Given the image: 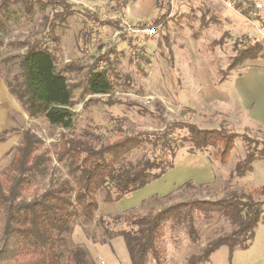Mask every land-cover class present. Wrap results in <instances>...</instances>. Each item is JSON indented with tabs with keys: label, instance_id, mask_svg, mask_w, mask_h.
I'll list each match as a JSON object with an SVG mask.
<instances>
[{
	"label": "rangeland",
	"instance_id": "374dc122",
	"mask_svg": "<svg viewBox=\"0 0 264 264\" xmlns=\"http://www.w3.org/2000/svg\"><path fill=\"white\" fill-rule=\"evenodd\" d=\"M45 1L43 11L36 6L29 17L21 7L17 8V29L5 39L45 37L48 45L57 48L58 68L70 61L83 68L68 76L74 103L70 128L49 127L41 117L29 118L19 106L9 112L10 125L3 130L13 128V131L2 136L4 140L0 142V172L9 164L24 130H30L40 139L41 150L50 158L46 172L36 177L25 194L27 200L69 179L66 165L58 163L55 157L62 136L91 138L101 144L114 142L123 135L160 132L168 123L176 122L192 124L199 129L222 127L238 135L230 156L220 162L215 158L216 147L193 151L186 132L177 130L172 135L177 149L172 168L118 202L106 201V190L99 191L96 195L98 208L91 222L73 215L69 230L59 237L54 235L55 239L58 237L56 249L62 253V264H70L67 255L74 246L85 249L93 264H131L120 236H101L97 227L100 217L123 213L145 215L195 199L215 201L253 195L251 190L262 183L255 178L256 172L239 177L234 169L247 151L260 153L264 132L250 126L243 115L233 117L235 107L223 90L231 93L235 75L254 63L246 60L232 65L236 50L248 44L246 38L263 37L264 23L258 21L255 23L258 29H254L242 17L238 19L240 14L226 8L222 0L224 14L218 13V0H171L170 3L163 0L161 12L168 14L166 28L153 36L139 35L126 40L115 35L119 25L113 18L108 19L107 15L112 17L121 12L112 0L79 8L66 0ZM85 9L90 15L97 14L102 21L110 20L112 24L95 20L93 15L86 16ZM50 24L55 27L49 32ZM262 43L256 59L264 61V39ZM106 59L116 73L130 77V86L114 83L109 95L86 94V73L97 60V70H106ZM107 101L114 104L107 105ZM157 152L149 145L136 149L127 155L126 163L129 166L139 160L152 159ZM256 167L257 173L264 174V164H256ZM254 199L264 200V197ZM104 219L109 221L107 217ZM195 226V239L190 237L186 223L173 220L164 226L160 239L165 248L163 264H264V213L248 249L230 253L223 246L200 262L197 259L203 256L207 245L236 228V223L213 213L195 215ZM146 264L155 262L148 257Z\"/></svg>",
	"mask_w": 264,
	"mask_h": 264
},
{
	"label": "trees",
	"instance_id": "16d2710c",
	"mask_svg": "<svg viewBox=\"0 0 264 264\" xmlns=\"http://www.w3.org/2000/svg\"><path fill=\"white\" fill-rule=\"evenodd\" d=\"M112 1L116 8L121 9L117 0ZM170 2L167 0V3ZM45 3V0H0V78L29 118L41 117L49 127L68 129L72 126L74 116L71 110L74 105L73 89L68 76L80 72L83 66L70 61L58 68L57 48L48 45L45 37L5 39L17 29V8L21 7L29 17L36 6L43 11ZM248 4L253 6V2ZM84 14L88 17L93 15V19L104 24H112L110 20L102 21L97 14L90 15L86 10ZM241 15L248 17L245 11ZM57 16L62 18L61 14ZM167 16V13L160 14L147 26L162 22L166 25ZM54 27L50 24L49 32ZM246 41L247 45L236 50L232 65L258 57L263 46L261 39L248 37ZM98 61L86 73V94L109 95L114 83L130 86V77L116 73L107 59L106 70L98 71ZM106 103L114 104L109 101ZM180 129L186 132L185 137L193 151L201 152L210 146L216 147L215 158L220 162L228 159L238 136L222 127L199 129L195 125L179 122L168 123L160 132L123 135L114 142L101 144L91 138L82 140L80 137L62 136L55 157L58 163L66 165L69 179L51 185L29 200L25 194L31 189L36 177L46 172L50 158L41 150L42 143L34 133L22 131L9 164L0 172V264H62L63 256L56 249V241L69 230L73 215L82 216L85 222H91L98 208L96 195L99 191L106 190V201L118 202L152 179L160 178L167 168L173 167L172 160L177 149L172 135ZM10 131L13 128L0 132V142L4 140L2 136ZM148 145L156 149L158 155L128 166L127 155ZM261 145L260 153L256 155L254 151H247L245 158L236 164V176L247 175L252 171L255 160H264V143ZM166 156L169 159H165ZM251 191L254 197H264V186ZM253 195L215 201L195 199L145 215H109L106 216L109 221L104 219L106 217H100L97 227L101 236L112 234L111 237L120 236L123 239L131 264H146L148 257L155 264H163L165 248L160 239L169 221L186 223L192 239L197 237L195 215L216 213L236 223V228L207 245L203 256L197 259L200 262L223 246L230 253L251 246L255 228L264 213V200L254 199ZM54 235L58 237L55 239ZM96 237L94 234V240ZM67 260L70 264H93L87 251L78 246L71 248Z\"/></svg>",
	"mask_w": 264,
	"mask_h": 264
},
{
	"label": "crops",
	"instance_id": "0c3cea01",
	"mask_svg": "<svg viewBox=\"0 0 264 264\" xmlns=\"http://www.w3.org/2000/svg\"><path fill=\"white\" fill-rule=\"evenodd\" d=\"M69 4L74 6V8H79L81 6L88 7L92 6L95 3L107 2V0H66ZM121 5L120 11L122 15L129 19L132 22L138 23L140 25L150 24L158 15L162 14V2L163 0H117ZM167 3V0H164ZM239 2L240 9L237 11H232L238 15V19L242 17L244 21H247L251 24L254 29H258L255 23H259L251 17L247 10L252 8L248 2H260L264 4V0H236ZM114 2V1H113ZM115 4V3H114ZM216 6L219 14H224L225 10L221 9L220 0L216 1ZM245 9L242 10L241 8ZM86 10V9H85ZM242 11H245L248 17L241 15ZM120 12V13H121ZM261 23V22H260ZM250 26V27H251ZM106 27V26H103ZM102 27V28H103ZM263 37H264V27H263ZM262 36L257 38L261 39L263 42ZM249 38H254L249 36ZM248 62H254L250 64L248 69L243 72H238L234 77V81L231 85V93L223 90V94L227 97V100H232L233 105V117L243 115L242 118H245L250 122V126L254 127L257 131L264 132V61L260 58L255 60H249ZM19 106L16 100L8 92L6 86L4 85L2 79L0 78V130L5 129L10 125L9 112L11 110H16V107ZM20 107V106H19ZM23 112V111H22ZM246 128L243 129V131ZM256 164H264V160H255L252 164V172L255 173V178L259 183L257 187L264 186V174L257 173L258 167ZM258 175V178H257ZM255 187V188H257Z\"/></svg>",
	"mask_w": 264,
	"mask_h": 264
},
{
	"label": "built area",
	"instance_id": "2783aa9c",
	"mask_svg": "<svg viewBox=\"0 0 264 264\" xmlns=\"http://www.w3.org/2000/svg\"><path fill=\"white\" fill-rule=\"evenodd\" d=\"M225 7L234 11H237L240 9L239 2L236 0H222ZM242 10L245 8L242 7ZM248 14L254 18L256 21H261L264 23V4L260 2H256L253 4L252 8L247 10ZM108 19H114L118 25L119 30L115 33L117 37H123L126 40H129L131 38L137 37L139 35H147V36H153L161 31H163L166 28L165 23H159L155 26H147L142 27V25L132 22L123 15L116 14L110 17L107 15ZM259 18V20L257 19Z\"/></svg>",
	"mask_w": 264,
	"mask_h": 264
}]
</instances>
